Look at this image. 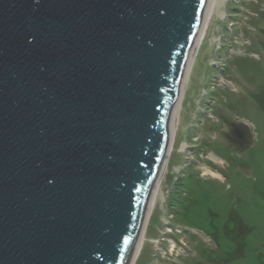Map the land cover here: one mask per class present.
<instances>
[{
    "label": "water",
    "instance_id": "95a60500",
    "mask_svg": "<svg viewBox=\"0 0 264 264\" xmlns=\"http://www.w3.org/2000/svg\"><path fill=\"white\" fill-rule=\"evenodd\" d=\"M207 4L0 0V264L133 263Z\"/></svg>",
    "mask_w": 264,
    "mask_h": 264
},
{
    "label": "rangeland",
    "instance_id": "374dc122",
    "mask_svg": "<svg viewBox=\"0 0 264 264\" xmlns=\"http://www.w3.org/2000/svg\"><path fill=\"white\" fill-rule=\"evenodd\" d=\"M213 2L154 187L165 205L152 203L132 264H264V0ZM236 122L251 126L253 146L227 139Z\"/></svg>",
    "mask_w": 264,
    "mask_h": 264
},
{
    "label": "bare ground",
    "instance_id": "6f19581e",
    "mask_svg": "<svg viewBox=\"0 0 264 264\" xmlns=\"http://www.w3.org/2000/svg\"><path fill=\"white\" fill-rule=\"evenodd\" d=\"M222 1L223 0H214V2H213V6H217V7H219L221 4H222ZM224 1H226V0H224ZM219 16V15H218ZM222 16H223V13H222ZM206 23H209V22H206ZM222 23V22H221ZM220 25V24H219ZM206 26V25H205ZM205 26H204V29H203V33H204V30H205ZM216 28V27H215ZM202 33V34H203ZM202 36V35H201ZM202 38H204V37H202ZM200 39L199 40V42H198V45H197V47L196 48H194V50H193V53H192V55L190 56V59H189V62L187 63L188 65H187V67H186V69H185V73H184V77H183V83H182V86H183V88H182V90H181V93L179 94V99H178V103H177V108H176V112H175V116H174V121H173V125H174V128H173V125H172V129H171V138H170V142H169V144H168V149H167V156H168V152L171 150V148H172V135L174 134V131H175V128H176V124H177V114H178V111H179V109H180V105H181V101H182V97H183V89H184V87H185V84H186V82L187 81H189V76H190V78H191V76H192V74L190 75L189 74V71H190V67H191V65H192V62H193V59H194V57L196 56V54H197V52H198V50H199V47H200V44H201V40H203V39ZM213 40V42H215L216 43V41L219 43V38L218 37H215V38H212ZM221 39V38H220ZM200 52V51H199ZM209 62L212 64V61L211 60H209ZM181 86V87H182ZM182 109V108H181ZM178 126V125H177ZM185 140V139H184ZM182 141L181 142V144L179 145V151H185V149L188 147V143L186 142V141ZM167 156H166V159H165V163H164V165L162 166V169L165 167V164H166V160H167ZM161 174H162V170H161V173H160V175L159 176H161ZM160 184V183H159ZM159 184H158V186H159ZM155 187V186H154ZM163 193V192H162ZM164 194V193H163ZM165 195V194H164ZM163 196V195H162ZM162 196L160 195V196H158V193H157V187L156 188H154V190H153V194H152V199H151V203H150V207H149V212H148V216H147V220H148V217H149V215H151V210L153 209L152 208V203L153 204H156V203H158V205L160 206L161 204H162V202H163V207H164V205H165V200L164 199H162ZM157 199H159V200H157ZM156 201V202H155ZM151 212V213H150ZM147 220H146V222H147ZM161 221H162V219H161ZM163 222V221H162ZM166 223H168V222H166ZM162 224V223H161ZM146 225V224H145ZM145 229V228H144ZM163 230V229H162ZM160 231H161V229H160ZM143 233H144V231H143ZM164 233H166V232H160V234H159V236L161 237V236H163L164 235ZM143 237V236H142ZM143 238H141V241H140V244H139V247H138V251H137V254H136V257H135V259H134V261L136 260V258L138 257V255H139V253H140V250H141V246H142V244H144L143 243ZM156 240H158L159 241V238H157ZM156 240L154 241V242H156ZM143 251V250H142ZM142 253V252H141ZM133 261V263H135Z\"/></svg>",
    "mask_w": 264,
    "mask_h": 264
},
{
    "label": "flooded vegetation",
    "instance_id": "af4514ba",
    "mask_svg": "<svg viewBox=\"0 0 264 264\" xmlns=\"http://www.w3.org/2000/svg\"><path fill=\"white\" fill-rule=\"evenodd\" d=\"M231 123H229V125H230ZM226 137H227V134H226ZM228 139V138H227ZM235 146H237V147H239V148H241L240 146H238V145H235Z\"/></svg>",
    "mask_w": 264,
    "mask_h": 264
},
{
    "label": "crops",
    "instance_id": "0c3cea01",
    "mask_svg": "<svg viewBox=\"0 0 264 264\" xmlns=\"http://www.w3.org/2000/svg\"><path fill=\"white\" fill-rule=\"evenodd\" d=\"M209 241V240H208Z\"/></svg>",
    "mask_w": 264,
    "mask_h": 264
}]
</instances>
